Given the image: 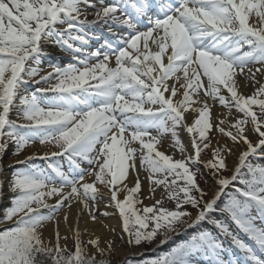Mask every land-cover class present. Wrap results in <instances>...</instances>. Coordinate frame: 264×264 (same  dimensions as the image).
I'll return each mask as SVG.
<instances>
[{"label": "snow or ice", "instance_id": "snow-or-ice-1", "mask_svg": "<svg viewBox=\"0 0 264 264\" xmlns=\"http://www.w3.org/2000/svg\"><path fill=\"white\" fill-rule=\"evenodd\" d=\"M97 25L100 31H92ZM93 41L99 44L89 50ZM49 43L69 62L42 68ZM40 84L47 86L29 91ZM249 85L253 91L245 94ZM217 102L227 111L213 124ZM13 109L17 119L10 118ZM213 129L247 146L230 175L224 173L233 149L214 144ZM249 132L258 135L255 143ZM166 135L179 158L158 149ZM37 141L58 151L33 152L7 166L13 196L0 229V264H113L114 240L102 247L93 236L85 243L78 226L71 229L73 249L60 244L67 237L58 227L55 244L43 236L73 203L97 221L96 202L105 198L100 186L129 246L158 235L163 245L207 222L243 253L225 259L222 244L201 230L166 253L121 264H264V165L249 160H264V0H0V154L11 144L19 155ZM140 171L155 201L142 209ZM204 176L207 189L199 182ZM214 213L227 214L251 243Z\"/></svg>", "mask_w": 264, "mask_h": 264}, {"label": "bare ground", "instance_id": "bare-ground-1", "mask_svg": "<svg viewBox=\"0 0 264 264\" xmlns=\"http://www.w3.org/2000/svg\"><path fill=\"white\" fill-rule=\"evenodd\" d=\"M91 11V10H89ZM91 18V17H89ZM92 31H100L99 25H97L95 28L92 29ZM103 39V37H102ZM99 42L93 41L92 42V47L96 48L98 46ZM91 47V49H92ZM89 49V50H91ZM46 50L51 53V55L47 58H57L59 60H62L64 58L70 59L69 56H67L65 53L61 52L60 49L53 43H49L46 45ZM46 70H49L45 68ZM41 86V87H46ZM242 91L245 94H251L253 91V88L251 85H249L247 88L242 89ZM18 102V101H17ZM211 103V101H209ZM227 109H225L223 106L219 105L218 102L215 103L212 108H211V117H212V122L213 124L218 123L219 119L223 118V113H225ZM235 110L233 109V112ZM11 119H17V115L15 113V109L12 110L10 114ZM193 119L192 115H188V122L190 123L191 120ZM180 137L182 141L186 145H190V138L188 134L184 131L183 128L179 129ZM252 135H254L252 132L248 133L249 139L252 138ZM212 141L215 144L217 140L220 141L221 144L228 145L230 148L233 149L232 154L227 157L228 163H229V168L233 169L238 162V156L240 151L245 150V145L243 144H233V142L230 140V138L223 136L222 134L218 133L213 129L212 131ZM162 142L160 145H158V149L161 151H164L166 154L173 155L174 158H179V153L175 152L172 143H171V137L169 135H166L161 138ZM251 140H256L255 138ZM45 151H58L57 148L50 146V145H44V146H39V145H33L29 148H27L23 154L17 155V156H11V157H6L7 160H0V163L4 165V171L3 173H0V179H4L3 187L1 188L2 190H5V197L9 198L10 194L12 192L6 191L7 190V185L6 181L9 180V172L11 168H8L7 166L9 164L14 163L15 160H22L26 156L31 155L33 152H36L38 154H42ZM203 158L207 159L206 156L203 154ZM41 163H44L41 160H38ZM61 165L63 166L64 170L67 171L68 165L67 162L63 159L60 160ZM254 164H257L254 161ZM21 166V165H19ZM137 166H139V161L137 160ZM201 171H205L203 168H201ZM231 171V170H229ZM141 181H142V189H143V194H144V206L146 205H152L155 201L154 199L151 198V193H149V182L147 180V172L146 171H140L139 173ZM205 179L209 184H211V181L208 180L207 176H204ZM136 178V174L132 173L128 176L127 178V183L129 186H132L134 184ZM86 179L91 181V179H94V177H86ZM100 190L105 193V198L102 200H99L96 202V212L95 215L97 217V221L93 222L89 218V213L87 209H82V206L79 205L78 203H73L71 207H65L61 209L57 215H56V220L59 221V224L57 225L55 221L48 222L46 227L43 229V236L46 241L52 242L54 238H56V230L58 227L59 234L61 237H67V241L72 240L73 238V232L71 229L74 226H78L80 231H81V239H91L93 236H98L100 237L101 241V246H105V241L108 240H114L115 244V251L114 253L121 258H125L129 255H135L137 252L140 250V248H132V247H123L117 244V238L121 237L122 235L125 236V239H123L126 242V234H124L121 230V224L119 221L118 213L114 209V207H105L106 204L109 202V195H108V189L104 186H100ZM163 189L158 188L155 192V199H160L161 198V192ZM13 194V193H12ZM120 198H123V193L118 194ZM51 203H54V200L50 201ZM165 203V199L163 201ZM90 207L92 206V202L89 201ZM78 210L79 215H78ZM68 213V221L67 223L64 221V213ZM103 212H108L111 215L109 216H104L102 215ZM105 225L109 227H105ZM109 228H114L115 232L109 231ZM87 229V231H85ZM123 260V259H122Z\"/></svg>", "mask_w": 264, "mask_h": 264}, {"label": "rangeland", "instance_id": "rangeland-1", "mask_svg": "<svg viewBox=\"0 0 264 264\" xmlns=\"http://www.w3.org/2000/svg\"><path fill=\"white\" fill-rule=\"evenodd\" d=\"M92 49H94L93 47H92ZM91 49V50H92ZM69 60L70 59H65V60H63V61H55V60H52V61H50L51 63H57V62H59V63H61V64H64V63H68L69 62ZM49 62V63H50ZM48 63V64H49ZM48 64L47 65H45V66H41L42 68L43 67H46V66H48ZM50 70V69H49ZM41 86H45V84H40V85H32V86H30V88H29V91H35V88L36 87H41ZM257 111H258V109H257ZM15 113H17V109H15ZM213 131V130H212ZM212 131H211V133H210V135H211V137H212ZM226 137V136H225ZM213 138V137H212ZM253 138H255L256 140L254 141V140H251V139H253ZM250 140L253 142V143H255L258 139H259V137H258V135L257 134H254V135H252V138H251ZM224 144V143H223ZM35 145H39V146H42V145H40L39 144V141H37L36 143H35ZM44 146V145H43ZM50 146H53V145H50ZM13 145H9V147H8V149H7V151L6 152H4V153H2V154H0V160L2 161V159L3 160H7V158L6 157H11L12 155H14L13 154ZM29 147H31V146H29ZM29 147H27V148H29ZM54 147V146H53ZM246 145H245V149H246ZM26 148V149H27ZM26 149H24L20 154H22V153H24V151L26 150ZM19 154V155H20ZM205 156H206V158H210V156H211V152H210V150H205L204 151V153H203ZM15 156H17V155H15ZM249 160H250V162L251 163H253L254 164V162H252V161H256V159L255 158H253V157H249ZM260 161H264V160H260ZM36 164H38V165H40L41 167H43L44 165H42L40 162H35ZM60 163H61V161H60ZM227 163H228V159H227ZM256 163H259V162H256ZM1 164V163H0ZM264 165V164H263ZM84 167H88V165L87 164H85L84 165ZM228 167H229V163H228ZM15 168H18V167H15ZM229 170H232L231 168H229ZM13 171V169H11L10 170V172H9V180H10V177H11V172ZM225 175H230L231 174V171H228V172H225L224 173ZM9 180H7L6 181V187H7V190L6 191H9V192H11L10 191V189H9ZM199 182H200V185H201V187L202 188H205V189H207L209 186H210V184L207 182V180L205 179V177H200L199 178ZM231 189H229V191H230ZM144 194H143V189H141V192H140V194H139V199L142 201V204H137L136 205V207H140L141 209L143 208V206H144ZM164 206L165 207H168L169 209H171V208H173L174 207V202H171V201H169V200H167L166 198H165V203H164ZM4 209V208H3ZM3 211H5V209L3 210ZM216 214V213H215ZM215 214H213V218L214 219H218V220H222V221H224L226 224H227V226H228V229L234 234V235H236V236H238L239 238H241V239H243V240H245L246 242H248V243H251V241L250 240H247V238H245L246 236L245 235H243V233L240 231V229H236L235 227H234V225L232 224V222H231V220L229 219V217L228 216H223V217H220V215H215ZM255 214V213H254ZM1 222H3V221H1ZM257 223L258 224H260L261 222L260 221H257ZM203 224V223H202ZM201 230H207V229H200V231ZM212 234L214 235V231L212 232ZM215 236V235H214ZM174 237V235L172 236V238ZM176 237L177 238H181V236L180 235H176ZM216 237V236H215ZM171 238V239H172ZM229 238L231 239V237L229 236ZM163 239V236H161V235H158L151 243H142L140 246H129L124 240H122L121 239V237H118L117 238V244L118 245H120V246H123V247H132V248H135V249H137V248H140V250L137 252V254H139V253H142L144 250H148V249H150L151 247H156V249H158V247H160L161 246V248H162V250H164V249H166V248H168V242L167 243H164L163 245H160V241ZM170 239V240H171ZM216 239H217V241L218 242H220L221 244H222V246H223V248L225 249V251H224V253H223V257L225 258V259H228L229 258V255H231L232 257H239L240 259H243V253H241V252H239L234 246H233V243H232V241L231 240H228V239H226V238H218V237H216ZM82 241H84L85 243L88 241L87 239H82ZM169 241V240H168ZM55 242H56V238H54L53 240H52V244H55ZM60 244L63 246V245H67V247L69 248V249H73L74 248V241H73V239L72 240H69V241H67V239L65 240V239H61L60 240ZM92 251H94V249H92V248H89V252H92ZM137 254H135V255H137ZM199 255L200 254H197L196 256H194L193 257V259H198L199 258ZM110 259H112L113 261H115L117 264L122 260V259H124V258H121L120 256H118V255H116L114 252L112 253V255H111V257H110ZM200 264H204V261L202 260V259H200Z\"/></svg>", "mask_w": 264, "mask_h": 264}, {"label": "trees", "instance_id": "trees-1", "mask_svg": "<svg viewBox=\"0 0 264 264\" xmlns=\"http://www.w3.org/2000/svg\"><path fill=\"white\" fill-rule=\"evenodd\" d=\"M222 203V202H221ZM1 221H3V218L1 217L0 218V222ZM187 240V238H184L183 240H180V241H176L174 238H172L171 240H170V245H171V247L170 248H168L167 250H158V249H155L154 251H152V252H150V253H145V254H143V255H141V256H139V257H129V258H131L132 260H134V261H139V260H143V259H146V258H150V257H155V256H158L159 254H161V253H166V252H168L173 246H175L176 244H178V243H180V242H182V241H186ZM112 260V259H111ZM112 262H113V264H117L115 261H113L112 260ZM121 264V263H120Z\"/></svg>", "mask_w": 264, "mask_h": 264}]
</instances>
